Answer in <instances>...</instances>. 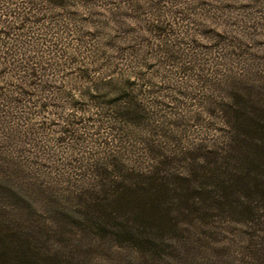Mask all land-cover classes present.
I'll use <instances>...</instances> for the list:
<instances>
[{
  "label": "rangeland",
  "instance_id": "374dc122",
  "mask_svg": "<svg viewBox=\"0 0 264 264\" xmlns=\"http://www.w3.org/2000/svg\"><path fill=\"white\" fill-rule=\"evenodd\" d=\"M29 56L52 87L30 91L38 96L26 95L11 117L0 107V221L7 231L35 230L0 231V264H264L260 222L216 213L143 251L88 231H48L43 225L72 218L47 211L51 201L38 194L12 193L37 187L26 185L28 175L68 195L93 183L95 164L148 166L146 144L175 159L212 147L219 89L243 75L264 86V0H0V88L15 89L18 77L29 76L15 65L7 73L1 62ZM109 75L111 85L93 87ZM126 95L143 109L136 121L113 116ZM21 152L42 165L10 171L4 160L20 161ZM184 165L176 161L170 171Z\"/></svg>",
  "mask_w": 264,
  "mask_h": 264
},
{
  "label": "trees",
  "instance_id": "16d2710c",
  "mask_svg": "<svg viewBox=\"0 0 264 264\" xmlns=\"http://www.w3.org/2000/svg\"><path fill=\"white\" fill-rule=\"evenodd\" d=\"M43 1L54 6L68 2ZM1 58H6V55ZM114 58L120 57L116 55ZM1 63L9 69L5 71L7 73L14 71L12 66L15 65L29 75L27 78L18 77L15 89L0 88V107L4 117L15 115L12 114V106L22 105L26 95L38 96V93L30 94V91L43 92L52 87L41 79L40 69L30 56L17 65L14 60ZM108 77L93 87L99 89L111 85L115 78ZM130 79L125 81L129 87L135 83V79L132 82ZM262 85L246 75L226 81L225 87L219 89L218 101L215 100L213 109H210L211 113L218 112L219 137L212 147L205 144L198 146L192 156L187 157L189 151H186L183 159L169 158L163 152L150 150L146 144L145 152L150 159L148 166L125 169L113 159L109 163L95 164L92 166L93 183L78 188L70 195L44 187L48 180L38 175L27 177L32 183L26 185H35L36 188H18L19 191L12 190V193L28 197L38 194L51 201L53 207L47 208V211L68 214L72 218L71 221L61 220L54 225H43L48 231H88L99 237H113L119 244H132L143 251L159 249L174 237V233L187 232L190 226L212 219L216 213L236 216L238 220L251 225L264 224ZM43 97L49 98L47 95ZM123 99L124 106L113 115L115 118L130 121L143 116V109L135 96L126 95ZM49 104V101H43L42 107ZM65 132L70 133L71 130L65 128ZM21 156L20 161L4 160L8 162L6 164L10 171L26 167L29 161L42 165L37 159L31 161L24 157L22 152ZM176 161L185 164L182 171H170ZM2 165L0 161V167ZM14 177L10 175L12 180H15ZM65 199L73 200L74 204L66 206L61 203ZM6 226L8 223L0 221V231L17 232L19 228L22 232L35 230L31 226L17 225L7 231ZM34 242L36 239L28 238L31 246ZM60 262L65 261L60 259Z\"/></svg>",
  "mask_w": 264,
  "mask_h": 264
}]
</instances>
